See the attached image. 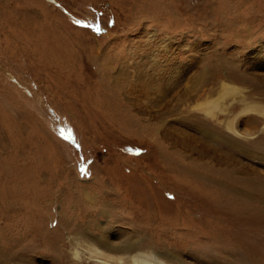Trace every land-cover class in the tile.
I'll return each mask as SVG.
<instances>
[{
    "label": "rangeland",
    "instance_id": "1",
    "mask_svg": "<svg viewBox=\"0 0 264 264\" xmlns=\"http://www.w3.org/2000/svg\"><path fill=\"white\" fill-rule=\"evenodd\" d=\"M145 252L264 264V0H0V264Z\"/></svg>",
    "mask_w": 264,
    "mask_h": 264
},
{
    "label": "bare ground",
    "instance_id": "2",
    "mask_svg": "<svg viewBox=\"0 0 264 264\" xmlns=\"http://www.w3.org/2000/svg\"><path fill=\"white\" fill-rule=\"evenodd\" d=\"M211 108L208 112H211ZM130 258L132 260H143V261H150L151 263L153 264H170V263H167L164 261V259L162 260L160 257L156 256L155 254L153 253H148V252H145V253H136V254H133L130 256Z\"/></svg>",
    "mask_w": 264,
    "mask_h": 264
},
{
    "label": "snow or ice",
    "instance_id": "3",
    "mask_svg": "<svg viewBox=\"0 0 264 264\" xmlns=\"http://www.w3.org/2000/svg\"><path fill=\"white\" fill-rule=\"evenodd\" d=\"M77 23H79V21H78ZM90 27H92V26L90 25ZM95 28H96V31H97V32L101 31V29H100L99 26H95ZM85 169H86V166H82V168H81V172L83 173V172L85 171Z\"/></svg>",
    "mask_w": 264,
    "mask_h": 264
}]
</instances>
